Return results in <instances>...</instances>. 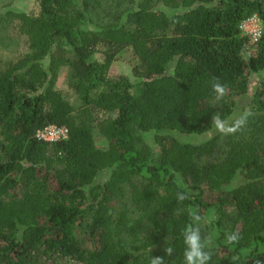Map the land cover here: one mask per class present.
<instances>
[{"label":"trees","instance_id":"trees-1","mask_svg":"<svg viewBox=\"0 0 264 264\" xmlns=\"http://www.w3.org/2000/svg\"><path fill=\"white\" fill-rule=\"evenodd\" d=\"M34 1L36 12L0 11V264H183L193 204L214 210L208 264L264 262V78L249 93L264 72V0ZM252 14L255 41L239 29ZM127 48L135 81L109 75ZM62 68L78 104L56 86ZM91 109L109 115L98 124L106 147ZM245 109L234 134L177 137ZM50 124L67 137L37 138ZM181 179L191 200L176 199ZM234 231L239 242L227 244Z\"/></svg>","mask_w":264,"mask_h":264},{"label":"clouds","instance_id":"clouds-1","mask_svg":"<svg viewBox=\"0 0 264 264\" xmlns=\"http://www.w3.org/2000/svg\"><path fill=\"white\" fill-rule=\"evenodd\" d=\"M212 91L215 94V100L220 102L226 95V87L218 80L212 83ZM251 116L250 110H242L238 113H233L231 116L223 117L219 113L211 116V134L219 133L221 135H231L241 131L247 124L248 118ZM179 187L182 189L176 193L178 202L191 200L193 198L192 192L183 184L182 179L179 181ZM187 214L190 217V222L186 223L181 233L184 250H183V264H208L211 260L212 252L206 250L211 245L212 241L202 238L201 229L199 227L202 217L199 213L198 205H191ZM240 233L234 231L225 235L227 244H237L240 240ZM164 254L172 256L174 252L173 244L169 242V238H165ZM247 255V254H246ZM149 264H165L163 256H151ZM254 264H264L260 260H254Z\"/></svg>","mask_w":264,"mask_h":264},{"label":"rangeland","instance_id":"rangeland-1","mask_svg":"<svg viewBox=\"0 0 264 264\" xmlns=\"http://www.w3.org/2000/svg\"><path fill=\"white\" fill-rule=\"evenodd\" d=\"M34 0H0V11L6 10L7 8H13L15 10H23L28 12H36V6H35ZM20 50L25 51L24 49V43L20 39ZM3 54H6V52H3ZM96 59L101 60L102 56L97 53L94 55ZM136 61L135 56L133 55V52L130 48H127L120 53L116 55V58L111 62L109 66V75L110 76H118V75H125L130 78L131 81H135L136 78L134 77L132 73V67ZM264 78V72L256 73L252 75L250 78V89L249 93L253 92L258 83L261 79ZM56 86L60 87L63 90V94L67 100H69L71 103L78 104L77 96L75 92L67 85L66 81V70L64 68L60 69L58 78L56 80ZM249 100V95L246 97H242L238 100V107H247V101ZM236 108L237 111H239V108ZM90 114L94 118V120L97 122L94 126V133H95V139L97 144L100 147H106L108 145V142L101 136V133L98 131V124L103 121L105 118H107L109 115L107 112L91 109ZM211 131L203 133V134H177V137H179L183 141H188L192 143H199L204 140H207L209 138V134ZM212 136V134H211ZM210 136V137H211ZM146 142L149 143V145L152 147L155 153L158 152V146L156 145V142L154 141L153 135L151 133H148L144 135ZM105 173L100 176L102 177ZM99 177V179H100ZM228 187V186H226ZM202 217V221L200 222V229L202 238L205 240H211L214 241V238L216 236L215 228L211 225V222L214 219V210L211 208L208 211H206L203 214H200Z\"/></svg>","mask_w":264,"mask_h":264},{"label":"built area","instance_id":"built-area-1","mask_svg":"<svg viewBox=\"0 0 264 264\" xmlns=\"http://www.w3.org/2000/svg\"><path fill=\"white\" fill-rule=\"evenodd\" d=\"M239 29L243 35L255 41L261 36L262 21L257 14H252L240 23ZM36 137L49 142L57 141L67 137V129L50 124L38 129Z\"/></svg>","mask_w":264,"mask_h":264}]
</instances>
